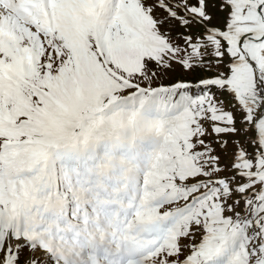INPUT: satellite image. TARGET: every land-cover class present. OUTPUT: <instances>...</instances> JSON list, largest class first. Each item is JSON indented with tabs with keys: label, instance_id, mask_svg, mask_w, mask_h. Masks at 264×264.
I'll use <instances>...</instances> for the list:
<instances>
[{
	"label": "snow or ice",
	"instance_id": "obj_1",
	"mask_svg": "<svg viewBox=\"0 0 264 264\" xmlns=\"http://www.w3.org/2000/svg\"><path fill=\"white\" fill-rule=\"evenodd\" d=\"M0 264H264V0H0Z\"/></svg>",
	"mask_w": 264,
	"mask_h": 264
}]
</instances>
